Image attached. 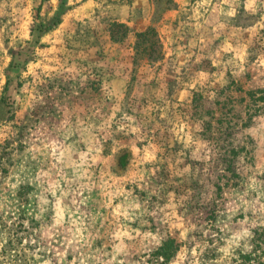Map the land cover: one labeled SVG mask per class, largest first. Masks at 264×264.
Returning <instances> with one entry per match:
<instances>
[{"label":"rangeland","instance_id":"1","mask_svg":"<svg viewBox=\"0 0 264 264\" xmlns=\"http://www.w3.org/2000/svg\"><path fill=\"white\" fill-rule=\"evenodd\" d=\"M0 264H264V0H0Z\"/></svg>","mask_w":264,"mask_h":264},{"label":"trees","instance_id":"2","mask_svg":"<svg viewBox=\"0 0 264 264\" xmlns=\"http://www.w3.org/2000/svg\"><path fill=\"white\" fill-rule=\"evenodd\" d=\"M116 26L118 28H125L126 29V26H122V25H119V24H116ZM113 33V32H112ZM115 33V32H114ZM146 32H143L141 33L140 35H145ZM114 35L115 34H112V38L114 39ZM173 245V240L172 239H167L163 242V244L160 246L159 250H160V255L164 258V259H168L170 257L169 253L167 252V250L169 248H171V246Z\"/></svg>","mask_w":264,"mask_h":264}]
</instances>
